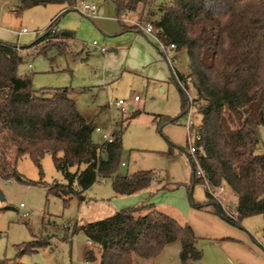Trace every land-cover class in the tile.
Instances as JSON below:
<instances>
[{
  "label": "trees",
  "instance_id": "trees-1",
  "mask_svg": "<svg viewBox=\"0 0 264 264\" xmlns=\"http://www.w3.org/2000/svg\"><path fill=\"white\" fill-rule=\"evenodd\" d=\"M110 1L116 6L118 18L138 17L140 24L152 26L162 44L174 45L176 55L183 50L188 54V75L174 65L171 68L170 81L179 91L181 113L177 118L157 117V125L163 128L186 120V92L188 83L192 85L196 96L191 105L201 122L193 127L200 138L195 141L197 153L195 157L187 154L193 169L189 191L207 182L212 188L225 185L237 199L235 212H227L207 190L205 204L194 202L192 207L210 208L235 227H241L248 218H264V154L258 153L260 128L264 127V0ZM76 3L21 0L20 9L50 4L73 8ZM59 20L60 16L52 20L45 35L37 40L38 45L73 38L72 33L58 30ZM54 48L58 55L66 54L59 46ZM21 61L15 45L0 42V177L23 183L16 170L19 160L28 156L41 168L42 158L50 154L66 180V184L53 185L50 193L65 203L69 195L83 200L81 195L100 179L113 180L116 196H132L159 182L154 172L117 176L123 132L113 135L112 144L94 143L96 128L78 112L70 98L72 90L60 89L52 98L40 97L33 88V78L18 74ZM198 169L205 179L196 175ZM81 230L88 242L101 249L99 258L92 249L87 250V263L137 264L138 259H156L176 243L181 244L182 264L203 258L193 228L151 204L123 210ZM34 245L40 248L47 244L31 243L20 254ZM0 264L23 263L0 260Z\"/></svg>",
  "mask_w": 264,
  "mask_h": 264
},
{
  "label": "rangeland",
  "instance_id": "rangeland-1",
  "mask_svg": "<svg viewBox=\"0 0 264 264\" xmlns=\"http://www.w3.org/2000/svg\"><path fill=\"white\" fill-rule=\"evenodd\" d=\"M20 2L0 0V41L18 45L22 60L18 74L32 77L34 90L43 98L54 97L60 89H74L71 98L87 121L110 135L123 132L121 163L116 175L154 172L159 182L132 196H116L113 180L100 179L81 195L83 200L78 195H69L65 203L63 198L50 193L53 185L66 184L52 156L42 158L41 168L24 156L16 170L25 182L0 177V260L23 264H92L86 262L87 250L92 249L99 258L101 249L88 243L81 228L139 206L154 205L179 223H187L186 213L194 202L204 204L207 189L198 184L192 193L189 191L193 169L187 154L194 138L188 139L185 120L159 128L154 118L159 115L177 118L181 113L177 86L167 82L171 67L162 55L161 42L145 32H125L121 28L123 21L139 29L140 20L133 16L128 22L118 18L116 6L110 0H77L73 8L50 4L26 10L20 9ZM83 2L97 6L95 16L81 13ZM58 16V30L73 34L70 46L62 40L38 45L37 40ZM22 30L28 33L21 35ZM94 41L106 49L103 55L96 49L87 55L86 50ZM55 45L61 52L69 53L58 55ZM148 50L151 59L142 65V57ZM176 58L174 66L188 75L187 52H178ZM195 96L193 86L189 85V103ZM118 101L124 102V112L116 107ZM131 106L140 112L135 118H131ZM193 121L196 125L201 122L194 110ZM101 135L94 131V143L103 144ZM260 137L258 153L264 154V127L260 128ZM164 186L168 189H163ZM220 201L228 212L236 197L227 189ZM256 219L264 221L263 217ZM74 231L77 232L71 235ZM35 242L47 245L40 248L34 245L32 250L20 254L22 248ZM180 252L181 244L176 243L166 247L156 259H138L137 264H182ZM188 264L209 263L203 259Z\"/></svg>",
  "mask_w": 264,
  "mask_h": 264
},
{
  "label": "crops",
  "instance_id": "crops-1",
  "mask_svg": "<svg viewBox=\"0 0 264 264\" xmlns=\"http://www.w3.org/2000/svg\"><path fill=\"white\" fill-rule=\"evenodd\" d=\"M126 21L128 22V19H126ZM128 23L129 24H125L123 21L121 24V28L125 32H135L136 34H141L142 32H144L140 29H136L132 27L130 22ZM70 40L68 41L69 46H70ZM140 44H144V43H140ZM15 46L17 47L18 45ZM91 49H96L99 55L104 54L101 53V51L98 48H93L91 45L90 49L87 48L86 50L87 55H89L88 53L90 52ZM150 52L151 51L148 50V54L145 57H142V65H147V63L150 61L151 59ZM29 67L31 68L32 66L29 65ZM171 78H172V71H171V76L168 78L167 82L172 83L170 81ZM71 90L72 92L70 94V98L73 92H75L74 89ZM135 102H136V98H135ZM180 105H181V100H180ZM117 108L121 109L119 107ZM130 111H131V118H135L140 113L139 111H136L133 106L130 107ZM134 114H136V116H133ZM157 117H161V116L160 115L155 116L154 117L155 121ZM236 206H237V199L235 203H232V209L228 211L234 213L236 210ZM186 217H187L186 220L187 223L193 228L197 238L199 239L198 242L199 249H201L200 247L202 244V249H203V250L201 249L203 252L202 260L207 259L209 264H264V221H261L260 219H256L262 216L254 217L255 219L252 218V219L244 220L241 227H235L229 224L228 222L224 221L219 216L213 214L212 209L210 208L199 210L192 207L186 213ZM202 260H200L199 262H201Z\"/></svg>",
  "mask_w": 264,
  "mask_h": 264
},
{
  "label": "built area",
  "instance_id": "built-area-1",
  "mask_svg": "<svg viewBox=\"0 0 264 264\" xmlns=\"http://www.w3.org/2000/svg\"><path fill=\"white\" fill-rule=\"evenodd\" d=\"M81 13L84 14V15H93L95 16L96 15V12H97V6L95 4H86V3H82L81 4ZM139 27L140 30L144 31L146 34H152L155 36L154 32H153V28L150 24H146V25H142V24H138L137 25ZM27 30H22L20 32V34H27ZM157 38V37H156ZM161 45L163 46V57L167 60V62L169 63L170 67L172 68L173 65L175 64L176 62V54H175V49L176 47L174 45H171V46H165L164 44L161 43ZM92 47L93 48H98L101 53H105L106 52V49L104 47H101L97 42H94L92 44ZM16 50H17V47H16ZM89 55H92V51H90L88 53ZM188 85H190L188 83ZM188 92H189V89L187 90V97H188ZM192 99V98H191ZM189 100V99H188ZM136 101H138V98L136 97ZM192 103V101H191ZM191 103H189V110H188V115H187V118L185 120V125H186V129H187V135H188V139H191L194 138V140L190 143L189 145V155L192 156V157H195L196 153H197V148L195 146V141L196 140H199V136L195 135L194 132H193V127L195 126V123L193 121V107L191 105ZM123 105H124V102L123 101H118L116 103V107H119L121 108L122 111H124V108H123ZM96 131L99 132V133H102L101 135V139L103 141V143H107V144H112L114 143L115 141V137L113 135H110L106 132H103L101 131L100 128H96ZM124 165V164H123ZM196 175L200 178H203L205 179V174L200 170L198 169L197 170V173ZM205 188L208 190V192L211 194V196L216 200L218 201V203L221 204V197L226 193V186L225 185H222L218 188H212L209 186V184L206 182L204 184ZM23 207V205L21 206ZM231 218H234L236 217V214H234L233 216L228 214ZM23 217H27V215H24ZM90 243V242H88Z\"/></svg>",
  "mask_w": 264,
  "mask_h": 264
}]
</instances>
